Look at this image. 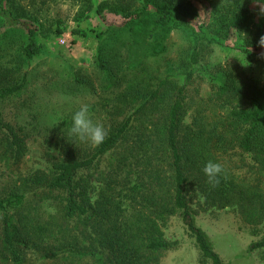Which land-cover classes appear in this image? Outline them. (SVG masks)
I'll use <instances>...</instances> for the list:
<instances>
[{
    "label": "rangeland",
    "instance_id": "374dc122",
    "mask_svg": "<svg viewBox=\"0 0 264 264\" xmlns=\"http://www.w3.org/2000/svg\"><path fill=\"white\" fill-rule=\"evenodd\" d=\"M239 1L236 10L234 0H149L146 7L141 0H0V90L25 78L0 98V199L23 195L19 206L0 211V264H120L110 247L116 230L146 215L169 242L146 252L152 264H210L173 208L166 123L189 71L180 138L194 129L195 102L224 81L225 66L238 63L264 83V15L255 0ZM161 3L189 25L160 24ZM14 19L35 28L39 53L31 59L23 53L27 31ZM195 45L199 61L191 64ZM83 103L107 136L133 116L118 143L77 171L74 192L79 202L85 192L88 212L67 216L68 188L50 183L54 164L87 159L98 148L69 134ZM209 143L187 170L196 222L223 264H264V247L251 246L264 238V171L238 145ZM209 160L233 182L228 198L217 197L204 175Z\"/></svg>",
    "mask_w": 264,
    "mask_h": 264
},
{
    "label": "trees",
    "instance_id": "16d2710c",
    "mask_svg": "<svg viewBox=\"0 0 264 264\" xmlns=\"http://www.w3.org/2000/svg\"><path fill=\"white\" fill-rule=\"evenodd\" d=\"M141 1L145 7L149 3V0ZM234 4V9H243V4L239 0H234ZM214 6L216 8V5ZM156 12L158 13V22L162 25L170 24L175 28L189 25L186 19L170 11L166 4H158ZM13 22L20 23L27 31L28 43L23 53L27 59H31L39 53L35 28L19 20L14 19ZM198 61L199 47L195 45L190 53V63L196 64ZM222 69L224 81L219 84L212 82L209 96L195 102L194 129L189 128L188 132H184L180 138L179 131L183 119L186 91L193 75L192 71L187 72L185 82L180 85L176 98L169 106L165 137L174 169L173 208L180 212L183 225L194 237L198 249L210 261V264L223 263L219 254L214 250L208 235L197 224L185 195L187 170L198 154V149L203 147L204 141L210 142V145L213 143L214 146L217 145L220 148L233 143L243 151L251 153L257 164H260L261 170L264 171V83L247 75L238 63L227 65ZM24 79L18 84L1 89L0 98L11 96L19 91L23 86ZM157 94L158 90L152 94V98H155ZM132 116L133 114L128 116L114 133L108 135L103 143L98 145L91 157L53 165L58 173L51 181L50 186L65 185L69 190L67 216H83L88 212L87 205L83 204L89 201L85 192L81 193L80 202L74 192V177L77 171L89 167L118 143L128 129ZM232 187L233 182L221 174L220 183L214 187V193L221 199L228 198ZM22 201L23 195H12L0 199V211L9 206H19ZM158 216L162 217L163 214ZM134 222V226L127 225L122 230L121 227L116 230V245L114 247L111 245V250L115 257L119 258L118 263L120 264H152L153 258L147 257L146 252L168 248L169 242L163 238L155 219L150 216L146 215L143 219L137 218ZM140 222L145 224L143 229L138 226ZM3 233L6 243L11 246L12 241L7 223L4 224ZM251 246L253 248L264 247V238ZM50 255L55 256V254Z\"/></svg>",
    "mask_w": 264,
    "mask_h": 264
},
{
    "label": "clouds",
    "instance_id": "9594fccd",
    "mask_svg": "<svg viewBox=\"0 0 264 264\" xmlns=\"http://www.w3.org/2000/svg\"><path fill=\"white\" fill-rule=\"evenodd\" d=\"M255 2L260 4V13L264 15V0H255ZM258 43L261 48H264V36L259 38ZM261 55L264 56V53ZM69 134L80 143L99 145L103 143L108 132L102 123L92 118L89 105L83 103L72 115V126L69 129ZM202 171L209 184L216 187L220 183V176L224 169L220 163L209 160L205 163Z\"/></svg>",
    "mask_w": 264,
    "mask_h": 264
}]
</instances>
